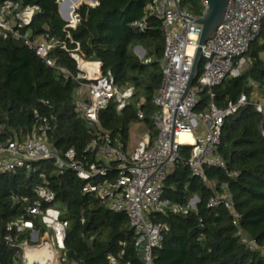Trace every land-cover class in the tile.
I'll return each mask as SVG.
<instances>
[{
  "label": "trees",
  "instance_id": "1",
  "mask_svg": "<svg viewBox=\"0 0 264 264\" xmlns=\"http://www.w3.org/2000/svg\"><path fill=\"white\" fill-rule=\"evenodd\" d=\"M4 1L0 0V4ZM13 1L40 6L41 11L27 27L33 36L48 32L66 43L70 50L78 45V52L86 61L102 63V72L112 74L120 91L133 89V97L125 108L118 110L117 103L111 102L100 112L103 130L126 147L131 129L140 123L149 131L152 141L156 139L157 130L152 121L156 107L152 100L162 83L160 60L165 50L164 30L156 18L149 19L144 31L132 26L142 18L151 0H99L93 7L83 3L76 8L81 21L76 29L70 30L71 39L65 29L67 22L59 12L58 0ZM81 2L92 3L91 0H63L61 13H71ZM188 9L194 15L201 13L194 1ZM136 47L145 51L143 59L135 53ZM52 56L58 65L75 75L78 73L77 62L69 51L58 46ZM246 58L249 66L240 77L212 89L219 107L237 102L242 94L251 97L252 83L258 85L264 96V20ZM147 59L151 61L146 62ZM202 66L201 62L195 84ZM77 86L76 81L64 79L21 42L0 38V143L15 136L25 137L40 117H48L49 140L54 149L64 153L75 148L79 156H88L85 149L93 131L74 110ZM210 101V93L205 89L199 95L195 111H204ZM220 152L227 171L238 175L230 176L224 169L206 167L207 179L214 183L210 185L193 175L187 165L190 147H182L180 159L164 183L163 198L179 204H186L193 197L197 201L186 215L173 212L152 215L155 223L166 225L162 247L154 252V264H264V114L257 111L254 103L250 102L225 120ZM91 159L96 161L94 156ZM41 173H45L55 194L53 206L67 225L68 264H110L107 258L110 253L119 264H143L127 215L110 210L94 194H84L86 181L71 170L61 173L51 160L36 162L31 170L0 172V264H14L15 250L5 240L6 225L33 202L34 188L42 182ZM115 176L111 169L99 181ZM223 184L228 185L235 207L242 215L240 226L247 237L258 243L259 250L250 251L241 243L224 204L209 207L210 198L222 192ZM23 197L28 198L27 202ZM37 226H41L39 222Z\"/></svg>",
  "mask_w": 264,
  "mask_h": 264
},
{
  "label": "built area",
  "instance_id": "2",
  "mask_svg": "<svg viewBox=\"0 0 264 264\" xmlns=\"http://www.w3.org/2000/svg\"><path fill=\"white\" fill-rule=\"evenodd\" d=\"M183 2L151 0L142 18L132 23L133 27L144 31L149 19L156 18L162 22L165 35V50L160 60L162 83L152 100L156 107L152 121L157 137L152 141L147 134L132 153L126 151L121 141L103 130L99 115L111 102L117 103L118 110L125 108L133 97V89L120 91L112 74L102 72V63L86 61L79 54L78 45L70 50L66 43L48 32L33 36L27 27L41 11L39 5H23L13 0L0 4V38L21 42L64 79L76 81L74 110L93 131L85 149L88 156H79L75 148L60 153L49 140V118L40 117L32 132L25 137L15 136L0 143V172L31 170L34 163L46 160L53 161L61 173L74 171L86 181L84 194H94L110 210L127 215L143 264H154V252L162 247L166 228L164 224L155 223L152 215L168 212L186 215L195 206L194 197L186 204L171 203L163 198L164 183L180 159L182 147H190L187 165L193 175L210 185L214 183L208 181L206 167L221 168L230 176H237V172L227 171V163L220 152L224 122L250 102L255 104L259 113L264 114V100L256 83H252L254 90L251 97L242 94L237 102H229L224 107L216 104L212 92L224 82L240 77L248 68L246 53L261 32L264 0H228L220 24L201 46L202 73L196 85L194 81L188 91L202 34V26L197 20L207 15L209 5L208 0H201V13L194 15L183 6ZM80 21L75 8L65 26L69 39L70 30L76 29ZM58 46L69 51L77 62L79 71L76 75L56 63L52 52ZM144 56L145 51L142 50L139 57L143 59ZM205 89L210 93V104L204 111L196 112L199 95ZM139 118H143L141 111ZM183 134L191 135L192 143L181 141ZM112 163L114 166H111ZM111 169H114L115 178L99 181L106 178ZM40 178L42 182L34 188L33 202L23 214L6 225L5 240L7 246L15 250L14 264H68L65 253L67 225L60 220V212L53 206L55 194L48 185L45 173H41ZM22 200L27 202L28 198L23 197ZM220 204H224L232 216L236 236L241 243L250 251L259 250L258 243L247 237L240 226L242 215L235 207L227 184H223L222 192L215 193L209 200V207ZM107 258L110 264H119L113 254L110 253Z\"/></svg>",
  "mask_w": 264,
  "mask_h": 264
},
{
  "label": "water",
  "instance_id": "3",
  "mask_svg": "<svg viewBox=\"0 0 264 264\" xmlns=\"http://www.w3.org/2000/svg\"><path fill=\"white\" fill-rule=\"evenodd\" d=\"M62 1L63 0H58L59 12L61 14V17L65 21H67L70 19V16H68L66 18L63 17V15L61 13V2ZM73 1L77 2L80 0H73ZM91 2L92 3L81 2L80 5L85 3V4H88V5L93 7L99 3V0H91ZM227 3H228V0H208L209 9H208L207 15L205 17L197 20V22L202 26V34H201L200 41H199V47L196 51L195 62H194V66H193V70H192V74H191V79H190L187 91L191 88V86L193 85V83H194V81L198 75V69H199L201 62H202L201 46L208 40V38L214 33L217 26L220 24V22L224 16ZM80 5H78L77 7H79ZM196 201H197V197H194L193 204Z\"/></svg>",
  "mask_w": 264,
  "mask_h": 264
},
{
  "label": "rangeland",
  "instance_id": "4",
  "mask_svg": "<svg viewBox=\"0 0 264 264\" xmlns=\"http://www.w3.org/2000/svg\"><path fill=\"white\" fill-rule=\"evenodd\" d=\"M196 2L197 3V5L201 8V0H184V3H183V5L186 7V8H188V6L189 5H191L192 4V2ZM68 13H66L65 11H64V13H62V15H63V17H68L69 16V14H70V11H67ZM142 48L141 47H136L135 49H134V51H135V53L138 55V56H141V54H142ZM194 85H196L195 83H194ZM261 99L262 100H264V96H262L261 97ZM146 131V129H144L143 131H142V129H140L139 128V126H136V128H135V131H134V128L131 130V139L132 140H136L135 142H133L132 143V145H133V149L136 147V145L139 143V141L141 140V136H142V134L144 133ZM136 134H138L137 136H136V138L134 137V134L135 133ZM135 138V139H134ZM49 232H50V230H49Z\"/></svg>",
  "mask_w": 264,
  "mask_h": 264
},
{
  "label": "crops",
  "instance_id": "5",
  "mask_svg": "<svg viewBox=\"0 0 264 264\" xmlns=\"http://www.w3.org/2000/svg\"><path fill=\"white\" fill-rule=\"evenodd\" d=\"M261 97H262V95H261ZM136 126H139V128L142 129V131L145 129L144 126H143V124H140V123H139V124H137V125H135V126L133 127V128H134V131H135ZM133 128H132V129H133ZM132 129H131V130H132ZM134 133H135V132H134ZM147 134L150 135L149 131L146 130V131L142 134L141 139H142L143 137H145ZM137 135H138V134L135 133V134H134V137L136 138ZM135 138H134V139H135ZM136 140H137V139H136ZM136 140H132V139H131V132H130V140H129V143L126 145V151H127L128 153H132V152H133L134 149H133V145H132V143L135 142Z\"/></svg>",
  "mask_w": 264,
  "mask_h": 264
},
{
  "label": "bare ground",
  "instance_id": "6",
  "mask_svg": "<svg viewBox=\"0 0 264 264\" xmlns=\"http://www.w3.org/2000/svg\"><path fill=\"white\" fill-rule=\"evenodd\" d=\"M93 2H94V1H93ZM78 5H80V3L76 4L75 7H73V10H74ZM73 10L71 11V13L73 12ZM71 13H70V15H71ZM180 139H181V141H189V143H192V141H193L191 135H189V134H183V135H181V138H180Z\"/></svg>",
  "mask_w": 264,
  "mask_h": 264
}]
</instances>
